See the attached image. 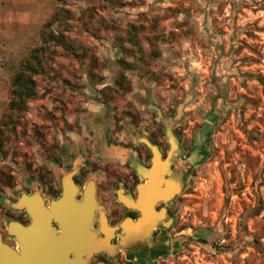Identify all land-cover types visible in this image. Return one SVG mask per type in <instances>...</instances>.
<instances>
[{"label": "rangeland", "instance_id": "374dc122", "mask_svg": "<svg viewBox=\"0 0 264 264\" xmlns=\"http://www.w3.org/2000/svg\"><path fill=\"white\" fill-rule=\"evenodd\" d=\"M43 1L25 29L0 0V235L27 190L103 183L177 141L145 264H264V0Z\"/></svg>", "mask_w": 264, "mask_h": 264}, {"label": "flooded vegetation", "instance_id": "af4514ba", "mask_svg": "<svg viewBox=\"0 0 264 264\" xmlns=\"http://www.w3.org/2000/svg\"><path fill=\"white\" fill-rule=\"evenodd\" d=\"M179 144L175 141L172 146L166 143L153 147V155L140 150L139 156L142 159L140 163L136 162V171H126L112 179L105 176L103 183L85 180L83 175L76 173L63 177V184L57 181L50 183L52 188L49 196L42 191L27 190L22 193L20 197L24 195L40 199L44 209L48 211L51 210L53 201L62 198L64 190L72 195L75 209L85 203V194L88 193L92 210L80 237L84 241L80 252L76 244L79 237L77 232L61 236V226L51 218L49 229L54 234L52 238L61 239L64 245L57 248L52 244L40 243L35 238L28 244V254L11 263L108 264L110 256H114L117 259L115 264H134L138 261L145 264L144 257H149L155 250L165 246L161 227L169 218V203L183 181V173L175 171L174 163L181 156ZM44 190L49 191L47 186ZM20 197L16 199V203ZM12 222L29 228L32 218L26 208H19L13 211ZM3 240L19 254L15 236L9 235ZM122 249L128 251L132 260H126ZM158 259H152L153 264L168 261L165 258Z\"/></svg>", "mask_w": 264, "mask_h": 264}, {"label": "water", "instance_id": "95a60500", "mask_svg": "<svg viewBox=\"0 0 264 264\" xmlns=\"http://www.w3.org/2000/svg\"><path fill=\"white\" fill-rule=\"evenodd\" d=\"M17 208H26L32 218V225L24 228L16 222H9L6 228L7 236H15L18 241L19 254L15 253L0 235V264H9L11 261L23 259L28 254V244L33 239H38L46 245L52 244L57 248L64 245L61 239H53L54 234L49 229L50 219H55L62 228L61 236H68L77 232L78 252L83 247L81 236L84 233V224L90 218L92 202L88 193L85 194V203L76 209L73 206L72 195L64 190L62 198L51 203V210H45L42 201L37 197L27 198L22 195L16 203ZM44 239V240H43ZM43 249V248H42Z\"/></svg>", "mask_w": 264, "mask_h": 264}, {"label": "crops", "instance_id": "0c3cea01", "mask_svg": "<svg viewBox=\"0 0 264 264\" xmlns=\"http://www.w3.org/2000/svg\"><path fill=\"white\" fill-rule=\"evenodd\" d=\"M5 1L9 2L10 0ZM14 3H16L17 6H21L22 9H17L16 11L19 12L13 13L12 16L16 20H21V24L25 29L28 28V23L31 21L41 22L44 18L46 19L53 15L52 10L47 6V2L43 0H14Z\"/></svg>", "mask_w": 264, "mask_h": 264}, {"label": "trees", "instance_id": "16d2710c", "mask_svg": "<svg viewBox=\"0 0 264 264\" xmlns=\"http://www.w3.org/2000/svg\"><path fill=\"white\" fill-rule=\"evenodd\" d=\"M42 38H43V35H42ZM15 80H16V78L15 79H13V81H12V83H13V85H14V83H15ZM19 80V78H17V81ZM16 86V85H15Z\"/></svg>", "mask_w": 264, "mask_h": 264}, {"label": "bare ground", "instance_id": "6f19581e", "mask_svg": "<svg viewBox=\"0 0 264 264\" xmlns=\"http://www.w3.org/2000/svg\"><path fill=\"white\" fill-rule=\"evenodd\" d=\"M9 264H12L11 262H9Z\"/></svg>", "mask_w": 264, "mask_h": 264}]
</instances>
